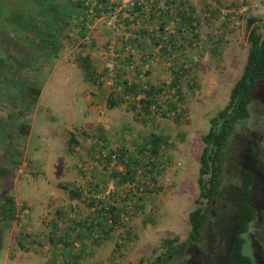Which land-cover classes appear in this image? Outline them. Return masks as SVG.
I'll return each instance as SVG.
<instances>
[{
  "label": "rangeland",
  "instance_id": "obj_1",
  "mask_svg": "<svg viewBox=\"0 0 264 264\" xmlns=\"http://www.w3.org/2000/svg\"><path fill=\"white\" fill-rule=\"evenodd\" d=\"M19 1L0 0V6L5 8ZM109 1L116 6L111 15L96 14L92 7L97 0H86L91 6L84 23L86 30L75 26L82 22V17L70 21L63 29L58 57L40 53L35 70L29 74L26 71L31 81L42 85L37 101L26 94L21 105L14 109L12 102L6 103L7 99L0 97V206L7 202L9 207L14 206L10 207L11 214H5L8 220L0 215V264H230L229 239L236 235L239 195L247 169L256 173L252 202L257 209L248 234L253 243L249 250L264 263V83L253 95L251 117L235 128L228 142L220 189L201 237L197 241L188 240L189 216L199 207L203 137L210 130V120L227 106L231 90L244 71L250 50L247 20L256 17L264 25V0H190L201 42L195 50L189 49L190 57L182 58V50L181 54L161 52L156 66H151L148 56L157 52V42L144 51L147 57L144 61L149 67L143 66L144 76L139 85H144L145 78L150 85L161 87L178 80L177 93L181 92L183 97L180 119L173 114L155 117L127 105L107 108L106 83L102 90L81 67L80 58L86 55L93 77L102 76L107 82L110 78L107 74L113 72L134 80L136 69L129 72L130 62L125 66L121 61L120 49L124 44H132L134 35L129 30L136 33L133 25L139 20L156 21L151 29H155L152 38L157 37L164 46L172 43L169 33L164 39L157 32L159 22L172 14L158 16L156 7L173 6L171 0L168 5L165 0ZM242 6H248L249 10L221 18L220 13ZM174 13L179 24L181 15ZM112 15L115 16L111 18ZM123 22L131 23L130 27L121 26ZM122 34L131 37L128 43L122 40ZM172 36L174 42L181 39L179 33ZM215 47L219 53L214 51ZM82 52L86 54L83 56ZM131 62L136 65L133 58ZM174 67L175 71L184 67L188 72L185 76L172 75ZM25 84L21 85L23 89ZM168 100L175 101L171 95ZM24 124L30 126L27 135L26 127L21 128ZM103 133L108 139V149L131 148L133 140L143 141L153 134L167 136L170 140L167 162L158 181L162 190L147 198L146 207L129 220L127 227L115 226L117 230L101 242L94 237L89 239L90 252L82 253L78 244L83 257H77L76 263H66L59 239L76 223L92 221L87 206L80 199L70 198V190L75 188L72 182L83 180L99 196L106 193L109 182L117 186V179L110 174L112 168L105 170L96 159L98 156L88 153L93 150L91 138ZM67 183L70 187L65 190L62 185ZM202 200L205 204L206 200ZM80 204L85 207L83 211L71 209ZM169 240L173 249L166 244Z\"/></svg>",
  "mask_w": 264,
  "mask_h": 264
},
{
  "label": "trees",
  "instance_id": "obj_2",
  "mask_svg": "<svg viewBox=\"0 0 264 264\" xmlns=\"http://www.w3.org/2000/svg\"><path fill=\"white\" fill-rule=\"evenodd\" d=\"M97 2L92 7V11L96 14L97 12H104L110 15L113 9L116 8L109 0H97ZM22 3L24 4L20 5ZM88 5L86 0H71L69 2L66 0H20L19 4L9 3L5 8L0 6V97L6 98V103L12 102L13 105H10L11 107L14 109L18 108L26 94L32 100L37 101L39 99L42 93V85L31 81L26 71L29 74L35 70L37 57L40 53L49 58L58 57L61 36L65 31L63 29L68 27L70 21L75 20L76 17H82V22L75 26L80 27L82 31L86 30L84 27L87 19L86 15L91 13V6ZM183 14H186V11H183ZM181 16L183 17L181 30L182 28L187 29L193 22H196L192 14ZM63 24L65 25L64 27L62 26ZM247 29L250 50L244 71L231 90L227 106L210 120V130L203 137L205 147L200 156L198 178L200 187L199 207L192 211L189 216L191 232L188 240L190 241H197L201 237L211 205L220 189L222 164L228 142L235 128L251 117L253 95L258 91L259 86L264 83V25L261 24L260 19L251 17L247 20ZM17 36L22 38L17 39ZM182 37L185 38L184 41L186 43L190 45L192 43L193 47L198 42V39L187 38L184 34ZM155 41L157 42L155 45L157 51L160 40L155 37L152 38L151 43ZM84 48L85 45L83 46ZM182 48V42H172L170 46L163 45L160 51L162 53H168V51L175 53L178 51V54H181ZM21 51L27 54L24 55ZM85 54V52H82L83 56ZM182 58L188 59L185 53H182ZM80 59L82 60L81 67L83 70L91 74L94 84L102 88V90L105 83L114 82L113 86L106 85L108 95L104 99V104L109 106L107 108L127 105L129 109L138 112L137 106L136 108L133 106L136 104V99L139 95H143L141 112L145 110L150 114L151 106L157 104L156 97L162 93L163 88L157 85H150V81L146 78L144 79V85L142 87L139 85V80L142 79L141 75L144 76L142 72L145 71L144 67L141 69L135 65L134 80L126 75H111L110 73L107 74V77L110 76L109 80L104 82L102 76L93 77L94 75L89 71L88 56L85 55L84 58ZM187 72L182 67L175 74L184 76ZM120 76L122 78L119 83L117 80ZM25 82V89H23L21 85ZM172 85H178V80L172 82ZM120 87L124 88L123 92L118 91ZM129 93H131L132 99L131 103L127 104L124 101V96ZM179 94L182 99L181 92ZM182 109L177 104H171V107L163 115L173 114L180 119L182 117ZM22 127H26L24 134L27 135L30 131V126H25L24 124ZM104 135L103 133V136L96 135L91 138L93 139V150L88 151V153L94 154V156L97 155L96 159L102 162L101 165L105 170H109L113 162L118 164L112 168L110 174L117 179V186L121 189L116 190L115 193L109 196H105V194L99 196L92 188L86 187L83 184V180L72 182L75 188L70 190V198L72 200L80 199V203L87 206L92 221L76 223L77 225L71 227V230L64 233L59 239V242L63 244V256L66 263H76L78 261L77 257H83L81 254L84 251L90 252L89 239L94 237L101 242L109 238L111 233L117 230L115 226L125 225L127 227L129 220L146 207L147 198L162 190L158 181L167 162L164 159L170 141L167 136L153 134L143 141L141 139L133 140V147L131 148L119 146L108 149V139ZM11 157L16 159L13 155ZM119 166H124V170H119ZM139 166L142 168H138ZM79 168L81 171L82 167L80 164ZM149 174H151L152 186L144 183V181L142 182L144 178V180L148 178ZM255 182L256 173L251 169H247L243 176L239 195L236 235L231 241L229 239L228 257L230 264H253V257L247 252L245 235L249 232L251 224L257 217V209L252 202V188ZM133 183H135V186L130 187L128 185ZM62 186L65 190H68L67 188L70 187V184H63ZM202 199L206 200L205 204ZM81 204L71 209L83 211L85 207H82ZM10 207L8 202L0 206V209H3L0 210V215L5 218L8 216L6 212L11 214L12 212L9 211L11 210ZM121 214L127 215L129 220L123 221ZM61 216L64 217V214H61ZM5 220H8V217ZM110 221L113 223L111 224ZM26 234L29 235L28 233ZM33 243L35 242L33 241ZM78 244L82 248V253L79 251V246L77 247ZM166 244L169 249L174 248L172 247V241L169 240ZM23 248L25 249V247ZM71 257H75L76 260L73 261Z\"/></svg>",
  "mask_w": 264,
  "mask_h": 264
},
{
  "label": "built area",
  "instance_id": "obj_3",
  "mask_svg": "<svg viewBox=\"0 0 264 264\" xmlns=\"http://www.w3.org/2000/svg\"><path fill=\"white\" fill-rule=\"evenodd\" d=\"M173 3V6H159L158 7V16H161V15H167V14H172L170 16L174 17V15H176L174 12H177L178 15H193V12H192V8L190 6V0H171ZM166 4H170L169 0H165ZM211 9H215V8H211ZM188 10V11H187ZM217 10V9H216ZM228 11L227 12H218L220 13L221 15V18L222 19H226L227 15L230 13V14H233L234 16H238L239 15V11L241 12L240 14H243V13H246L248 10H249V7L248 6H242L240 9H236V8H233V9H227ZM174 11V12H173ZM183 11H186V14H183ZM115 15H112L110 16L111 18H113ZM168 17V16H166ZM179 19V18H178ZM179 22H183V17L181 16L180 19H179ZM112 23V22H111ZM199 26L198 22H193L192 25H190L187 29L186 28H182L181 32L182 34H190L192 33L193 35V40L195 39H198L200 40V36H199V32H198V29L197 27ZM181 28V27H180ZM176 27L173 26L171 28H169L168 30H170V35L171 34H174V33H177V31L175 30ZM123 38L122 40L125 41L126 43H128L131 39V37L129 35H125V34H122L121 35ZM201 42H196L194 44V47L197 46V44H200ZM159 46V49L157 50V52L153 55V56H150L148 57V59L150 60V64L152 66H156V63L157 61L161 58V47L163 46V44L161 45H158ZM135 63L134 62H130L129 63V68L131 70H134L135 69ZM189 68V67H188ZM114 73L112 72L111 75H113ZM141 77L143 78V75H141ZM107 86H113L114 85V82L111 81L109 83L106 84ZM131 85V84H130ZM163 89H162V93L156 97L157 98V104H153L150 108V113H153L155 117H160V116H163V114L168 110V108L171 107V104H177L179 107L182 105V99H181V96L180 94L178 95V90L180 88L179 85H172L171 84H167L165 86H162ZM147 88V87H146ZM118 91H121L123 92L124 91V88H119ZM171 95L172 97V100L175 99L174 102H169L171 100H168V96ZM143 95H139L136 99V104H134V106H137V109H142V105H141V99H142ZM131 93H129L128 95H125L124 96V101L125 103L127 104H130L131 103ZM163 148H165L164 145H162ZM107 152V151H106ZM115 158V156H114ZM118 164L113 162L111 164V168H114L115 166H117ZM82 167V165H80ZM138 168H142L141 166H139ZM119 170L123 171L124 170V166H119ZM141 171V170H140ZM139 179V178H138ZM145 179V178H144ZM142 180V182L144 181V183H147L149 184L150 186L153 185L152 181H151V174H149L148 178H146V180ZM130 187L132 186H135V183L133 184H128ZM118 189H121L119 188L118 186L115 185L114 182H109V185H108V188H107V191L105 193V196H109L113 193H115L116 190ZM141 191H143L141 189ZM151 196H149L148 198H150ZM121 219L123 221H127L129 220V217L125 214H121ZM110 223L112 224L113 222L110 221Z\"/></svg>",
  "mask_w": 264,
  "mask_h": 264
},
{
  "label": "crops",
  "instance_id": "obj_4",
  "mask_svg": "<svg viewBox=\"0 0 264 264\" xmlns=\"http://www.w3.org/2000/svg\"><path fill=\"white\" fill-rule=\"evenodd\" d=\"M156 7L158 8L159 6H156ZM156 24H157L156 21L151 22V18H149L148 21L144 20L143 22L141 20H139L138 24L133 25L134 29H137V30H134L136 33H132L133 29L129 30V32L134 35V36H132V40H131L132 44L127 45V46L124 44V47H122L120 49L123 52L122 53L123 54V60H121V61L124 62L125 66L126 65L128 66V63L131 62V60L133 58V60L136 62V65L138 68L142 69L143 66L149 67V64H146L144 61L147 58L146 56H144L146 54L144 51L148 50L147 49L148 45L149 46L153 45V43H151V41H152L153 32L155 31V29H153V30H151V29L154 28V26ZM130 25H131V23H129V24H127L125 22H123V24L121 23V26H127V28L130 27ZM159 25H160V28L157 30V32L162 34L163 35L162 38H164V39L166 37H168L167 34L170 33V30H168L169 28H171L173 26H175L176 28L182 27V23L180 22L178 24L177 19L175 17L170 16V15L167 17V20L160 21ZM172 35H174V34H171L169 36V42H174V40H171V37H173ZM184 40H185V38L181 36V39L179 40L178 43L182 42V44H183L182 51L186 54V57H190L188 54L189 49H192V50H195V49H194L192 43H191V45H192L191 46L189 43H186ZM161 44H163V43L162 42L158 43V45H161ZM214 51H218L217 47H215ZM218 53H219V51H218ZM142 58H143V60H142ZM193 58H195V57H192L191 59H193ZM169 63H170V65L173 64L171 62H169ZM185 67H188V65ZM151 68H154V67H151ZM176 68L177 67L172 68L174 70V74H172V75H176L175 74ZM158 73H163V71H159ZM196 74H198V73H196ZM149 76L151 78V75H149ZM187 77H190V75H187ZM151 80L156 81L153 77L151 78ZM129 84H131V83H129ZM80 181L81 180L78 178V179H76L75 182H80Z\"/></svg>",
  "mask_w": 264,
  "mask_h": 264
},
{
  "label": "flooded vegetation",
  "instance_id": "obj_5",
  "mask_svg": "<svg viewBox=\"0 0 264 264\" xmlns=\"http://www.w3.org/2000/svg\"><path fill=\"white\" fill-rule=\"evenodd\" d=\"M250 232V231H249ZM249 232L245 235V240H247V237H248V240L246 241V246H247V250L248 252L252 255L253 257V264H261V260L258 258L257 254L255 253L256 251H254L255 255L253 253H251V251L249 250V246H251L252 248V239H251V235L248 236ZM248 242H250L251 244L249 245ZM264 264V263H262Z\"/></svg>",
  "mask_w": 264,
  "mask_h": 264
},
{
  "label": "clouds",
  "instance_id": "obj_6",
  "mask_svg": "<svg viewBox=\"0 0 264 264\" xmlns=\"http://www.w3.org/2000/svg\"><path fill=\"white\" fill-rule=\"evenodd\" d=\"M142 9H143V10H145V7H142ZM110 15H111V14H110ZM175 30H176V31H177V33H179L181 36L183 35V34H182V32H181V30H180V28H178V29H175ZM182 102H183V101H182ZM180 107H182V105H181ZM164 159H165V160H167V158H166V157H165Z\"/></svg>",
  "mask_w": 264,
  "mask_h": 264
}]
</instances>
